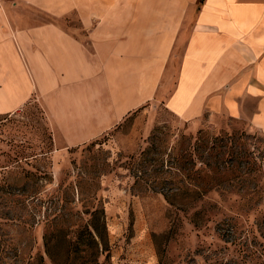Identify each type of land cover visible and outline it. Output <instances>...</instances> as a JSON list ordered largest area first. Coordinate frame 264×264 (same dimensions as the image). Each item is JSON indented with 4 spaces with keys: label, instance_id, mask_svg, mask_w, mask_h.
Masks as SVG:
<instances>
[{
    "label": "rangeland",
    "instance_id": "obj_1",
    "mask_svg": "<svg viewBox=\"0 0 264 264\" xmlns=\"http://www.w3.org/2000/svg\"><path fill=\"white\" fill-rule=\"evenodd\" d=\"M163 103L61 154L37 100L0 116L2 263L264 264V132Z\"/></svg>",
    "mask_w": 264,
    "mask_h": 264
},
{
    "label": "crops",
    "instance_id": "obj_2",
    "mask_svg": "<svg viewBox=\"0 0 264 264\" xmlns=\"http://www.w3.org/2000/svg\"><path fill=\"white\" fill-rule=\"evenodd\" d=\"M162 98L264 132V0H0V116L37 100L56 153Z\"/></svg>",
    "mask_w": 264,
    "mask_h": 264
},
{
    "label": "trees",
    "instance_id": "obj_3",
    "mask_svg": "<svg viewBox=\"0 0 264 264\" xmlns=\"http://www.w3.org/2000/svg\"><path fill=\"white\" fill-rule=\"evenodd\" d=\"M118 126H119V125H118ZM118 126H117V127H118ZM117 127H115V128H117ZM115 128H113L112 130H114ZM112 130H110V131H112ZM110 131H109V132H110ZM109 132H107V133H109ZM107 133H106V134H107ZM104 135H105V134H104ZM99 138H100V137H99ZM99 138H97V139H99ZM97 139H96V140H97ZM90 233H91V235H92V241H93V243L98 244L97 241H96V239H95V237L93 236L91 230H90ZM98 251H99V250H98ZM4 260H5V257H4ZM95 261H96V260H95ZM2 262H3V258H2V256L0 255V264H4V263H2Z\"/></svg>",
    "mask_w": 264,
    "mask_h": 264
}]
</instances>
